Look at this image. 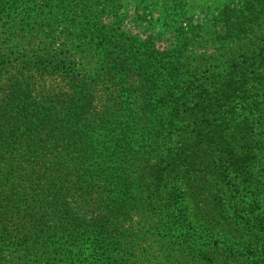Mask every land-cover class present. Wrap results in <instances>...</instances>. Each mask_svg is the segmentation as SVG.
<instances>
[{"label":"trees","instance_id":"1","mask_svg":"<svg viewBox=\"0 0 264 264\" xmlns=\"http://www.w3.org/2000/svg\"><path fill=\"white\" fill-rule=\"evenodd\" d=\"M154 2L0 0V12L34 19L14 50L0 48V71L12 72L0 151L17 136L21 153L16 169L0 164V264H132L116 227L130 207L160 203L189 220V196L207 204L220 180L240 197L264 159V0H212L197 19L182 0ZM155 11L162 49L125 31ZM56 23L75 51L55 46Z\"/></svg>","mask_w":264,"mask_h":264},{"label":"rangeland","instance_id":"2","mask_svg":"<svg viewBox=\"0 0 264 264\" xmlns=\"http://www.w3.org/2000/svg\"><path fill=\"white\" fill-rule=\"evenodd\" d=\"M166 1L168 0H159L163 5L155 2L153 5L160 11L159 7H164ZM211 1L182 0V3L187 2L191 9L187 14L194 11L197 19L201 16L198 9L206 8L209 5L207 2ZM125 5L122 12H132L133 7L129 4ZM9 6L6 4V7ZM10 10L8 8L6 11L0 12V48L6 52L8 49L10 52L15 48V32L23 27L27 30V26L22 23L34 20L32 16L28 18L22 16L23 13L20 12L18 6L13 7L11 12ZM155 12L153 15L155 21L152 24L148 25L142 21L138 26L131 28L126 22L125 31L141 42L148 39L155 40L154 34L161 30L159 27L161 24L157 20L159 16L157 11ZM108 22L107 19L104 23ZM29 26L33 27L34 25L30 24ZM51 30L52 35L57 38L55 46L58 49L75 51L72 46L63 45L64 35L57 23L52 26ZM21 43L25 46V43ZM154 43L155 48L162 49L164 47V42L160 40H155ZM45 45L46 41L36 36L33 45L28 48L31 52L39 53ZM207 51L209 52L211 49H207ZM11 73L10 70H1L0 84H3L7 75ZM137 80L136 77V82ZM47 82L50 85H55L51 78H48ZM19 141L17 136L12 139L13 151L11 148L6 152L0 151V164L1 167L4 166L2 172L10 168L16 169V163L21 155ZM253 165L256 169L253 176L240 182L242 186H245V189L239 190L240 197L234 191H224L226 188H223L220 180L212 182L214 189L208 196L207 204L202 202L204 199L202 194L197 199L189 196L186 199V203L190 207L187 209L189 220L179 223L170 220L169 212L160 203L155 206L130 207L126 218L119 216L116 219L118 222L116 227L119 233L123 232L126 235L127 243L120 247H133V253H130L131 250L128 252L132 264H257L252 261L264 250V159L262 157H259L258 161L255 159ZM237 197L240 198L239 201H236ZM145 201H148L147 196H145ZM194 202H198L199 209L195 208ZM200 211L203 217L195 221L191 214H195L196 217L199 216ZM99 212L103 217L106 216L105 210ZM239 224L246 225L241 232L238 230ZM247 226L252 228L254 234H246L249 231ZM246 250L254 255L253 260ZM112 251L115 253V249ZM115 257L113 256V258Z\"/></svg>","mask_w":264,"mask_h":264}]
</instances>
